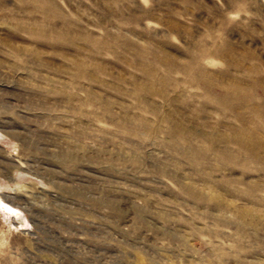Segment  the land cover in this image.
<instances>
[{"label": "rangeland", "instance_id": "1", "mask_svg": "<svg viewBox=\"0 0 264 264\" xmlns=\"http://www.w3.org/2000/svg\"><path fill=\"white\" fill-rule=\"evenodd\" d=\"M0 200V264H264V0H0Z\"/></svg>", "mask_w": 264, "mask_h": 264}, {"label": "bare ground", "instance_id": "2", "mask_svg": "<svg viewBox=\"0 0 264 264\" xmlns=\"http://www.w3.org/2000/svg\"><path fill=\"white\" fill-rule=\"evenodd\" d=\"M0 202H2L3 203V201L2 200H0ZM9 207V206H8ZM10 209H12L11 207H9ZM14 209V208H13ZM14 212H17V210L16 209H14L13 210Z\"/></svg>", "mask_w": 264, "mask_h": 264}]
</instances>
